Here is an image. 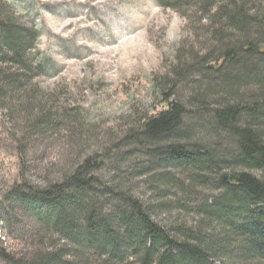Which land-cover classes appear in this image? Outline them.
<instances>
[{"label": "trees", "instance_id": "trees-1", "mask_svg": "<svg viewBox=\"0 0 264 264\" xmlns=\"http://www.w3.org/2000/svg\"><path fill=\"white\" fill-rule=\"evenodd\" d=\"M199 3L208 14L217 44L201 61L202 81L207 84L194 90L188 103L177 92L169 94L174 99H164L166 109L146 118L143 130L131 137L144 146L169 141L150 152V158L164 155L194 174L191 186L220 182L204 175L212 171L217 176L222 166L232 168L229 181L218 185L222 196L200 206L197 213L206 215L197 226L172 228L155 220L157 209L145 196L136 197L132 189H126L120 179L127 174L125 169L118 168L119 174L115 171L118 180L96 175L103 165L96 157L87 156L73 170L46 179L42 185L21 176L20 182L2 190L0 221L9 227L12 239L19 240L20 222L17 224L14 211L28 215L38 246L28 255H20L0 240V264H109L128 260L122 257L125 250L138 258V264H206L210 255H224L231 248L241 252V264H251L250 253L252 264H264V8L256 0ZM36 37L37 32L23 25L11 6L0 0V107L17 101L19 110L14 111L27 138L57 123L56 113L33 104L36 96L27 89L32 72L29 48ZM176 76L183 80L186 74L176 70ZM178 85L173 84L172 89ZM12 93L18 97H11ZM189 106L210 109L209 134L224 137L233 150L217 152L194 143L189 147L191 156L185 158L187 146L180 138L193 136L196 129L195 124L184 122ZM27 151L20 146L21 161ZM107 206L110 209L103 212ZM115 221L126 231L127 242L120 230H111ZM218 222L225 227L218 230ZM119 239L122 242L117 244ZM104 255L108 259L102 260Z\"/></svg>", "mask_w": 264, "mask_h": 264}, {"label": "rangeland", "instance_id": "rangeland-1", "mask_svg": "<svg viewBox=\"0 0 264 264\" xmlns=\"http://www.w3.org/2000/svg\"><path fill=\"white\" fill-rule=\"evenodd\" d=\"M5 2L23 25L37 32L29 48L32 72L27 89L36 96L33 104L56 113L57 123L46 132L27 138L24 124L14 111L19 110L17 101L0 107V198L4 188L20 182L23 176L42 185L46 179L61 177L91 156L103 162L94 173L105 180H118V168L125 169L127 174L120 178L121 182L136 197L141 194L148 204L154 205V218L161 225L185 228L202 222L206 214L197 213L200 206L222 196L224 192L218 185L229 181L232 168L222 166L217 176L212 171L204 175L220 182L210 180L191 186L194 174L167 161L164 155L150 158V152L169 141L144 146L131 137L143 130L146 118L166 109L164 99L169 94L177 92L188 103L193 91L207 84L202 81L201 61L217 44L199 0ZM256 4L264 8V0H256ZM176 70L186 77L181 80ZM176 83L178 87L172 89ZM14 95L18 97L17 93L10 94ZM173 97L169 99L172 101ZM187 108L190 114L184 122L195 124L196 129L193 136L180 138L187 146L185 158L191 156L189 147L194 143L217 152L233 150L224 137L221 140L209 134L210 109ZM38 111L35 109L36 115ZM22 145L28 150L23 161L19 157ZM108 206L103 212L109 207L114 209ZM14 214L17 224L20 222L19 240L12 239L3 221L0 240L17 254L28 255L38 246L37 241L34 243L35 227L28 215L18 210ZM215 224L218 230L225 227L224 222ZM110 225L115 233L121 231L125 241L124 228L116 221ZM122 257L129 259L109 264H138V258L126 250ZM209 257L206 264H241L243 258L235 248ZM101 258L108 259L105 255ZM249 258L252 264V253Z\"/></svg>", "mask_w": 264, "mask_h": 264}]
</instances>
